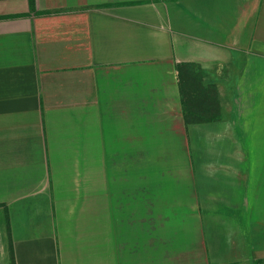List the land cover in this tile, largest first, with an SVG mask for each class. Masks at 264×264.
Segmentation results:
<instances>
[{
	"label": "crops",
	"instance_id": "obj_1",
	"mask_svg": "<svg viewBox=\"0 0 264 264\" xmlns=\"http://www.w3.org/2000/svg\"><path fill=\"white\" fill-rule=\"evenodd\" d=\"M0 264H264V0H0Z\"/></svg>",
	"mask_w": 264,
	"mask_h": 264
},
{
	"label": "trees",
	"instance_id": "obj_2",
	"mask_svg": "<svg viewBox=\"0 0 264 264\" xmlns=\"http://www.w3.org/2000/svg\"><path fill=\"white\" fill-rule=\"evenodd\" d=\"M177 79L181 94L185 124L210 122L219 116V103L213 84L204 85L203 75L190 62L177 65Z\"/></svg>",
	"mask_w": 264,
	"mask_h": 264
}]
</instances>
